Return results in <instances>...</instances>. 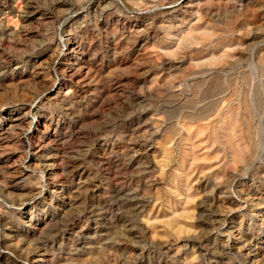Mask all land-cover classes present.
<instances>
[{
	"label": "rangeland",
	"instance_id": "374dc122",
	"mask_svg": "<svg viewBox=\"0 0 264 264\" xmlns=\"http://www.w3.org/2000/svg\"><path fill=\"white\" fill-rule=\"evenodd\" d=\"M0 264H264V0H0Z\"/></svg>",
	"mask_w": 264,
	"mask_h": 264
},
{
	"label": "bare ground",
	"instance_id": "6f19581e",
	"mask_svg": "<svg viewBox=\"0 0 264 264\" xmlns=\"http://www.w3.org/2000/svg\"><path fill=\"white\" fill-rule=\"evenodd\" d=\"M44 176V175H43ZM45 178V177H44Z\"/></svg>",
	"mask_w": 264,
	"mask_h": 264
}]
</instances>
